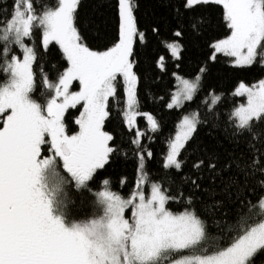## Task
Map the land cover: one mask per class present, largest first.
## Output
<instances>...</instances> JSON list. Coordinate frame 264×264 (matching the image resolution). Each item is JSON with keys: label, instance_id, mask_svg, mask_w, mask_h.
<instances>
[{"label": "snow or ice", "instance_id": "snow-or-ice-1", "mask_svg": "<svg viewBox=\"0 0 264 264\" xmlns=\"http://www.w3.org/2000/svg\"><path fill=\"white\" fill-rule=\"evenodd\" d=\"M178 3L177 15L182 9L183 15L190 14L188 26L193 31L202 23L198 9L221 5L230 35L212 45L214 53L232 57L236 66L264 64V0ZM80 4L81 0H54L50 5L11 0L8 11L0 4V72L6 77L0 81V264H257V257L264 256V79L252 85L241 82L235 90L246 97V103L230 117L233 151L222 161L220 153L203 149L192 164L197 171L206 168L212 184L220 178L222 187L203 189L209 197L206 213L222 202L246 207L249 213L226 238L212 240L191 198L189 207L173 212L167 205L177 197L163 184L152 182L150 193L145 194L143 186L149 177L144 159L151 152L140 154L136 190L127 198L100 177L117 151L105 122L118 83L126 88L124 117L129 127L139 114L135 111L140 77L135 71L134 46L146 36L138 25L137 0H118V42L104 51L92 50L78 27ZM37 29L42 32L43 48L58 44L68 64L55 81L39 67L35 46L26 43ZM151 31L159 33L158 28ZM183 34L173 35L182 38ZM166 47L179 57L183 45L177 40ZM210 58L214 60L215 55ZM158 67L164 69L163 57ZM38 75L46 90L43 104L33 97ZM199 80V76L195 81L182 79V89L168 107L192 100ZM73 81L80 85L77 92L69 90ZM77 105L83 108L75 121L79 131L69 135L65 113ZM148 120L152 130H158L155 118L149 115ZM199 124L198 113L183 116L181 132L169 142L165 169L185 166L181 152ZM143 135L137 132L138 138ZM134 143L139 145V139ZM225 172L232 174L225 177ZM191 183L201 189L195 180ZM257 192L255 201L251 200ZM85 194L94 198L92 203L101 212L76 219L83 213ZM128 210L130 217L125 215Z\"/></svg>", "mask_w": 264, "mask_h": 264}, {"label": "trees", "instance_id": "trees-1", "mask_svg": "<svg viewBox=\"0 0 264 264\" xmlns=\"http://www.w3.org/2000/svg\"><path fill=\"white\" fill-rule=\"evenodd\" d=\"M39 3L50 5L54 0H39ZM137 3L138 25L146 36L145 41L134 46V59L137 65L135 71L140 77L136 90L139 102L137 128H130L125 121V93L120 83L117 96L110 98V116L105 122V130L115 137L117 151L111 156L100 177L108 179L111 189L127 198L136 190L140 173V154L151 152L152 156L145 155L144 159L148 182L163 184L170 195L177 197L170 201L167 207L173 212H181L189 207L187 200L191 198L193 202L191 206L201 213L209 226L210 238L212 240L226 238L240 219L249 213L246 207L229 202H222L214 211L206 213L205 204L209 202V197L203 189H218L222 185L219 177L216 184H212L206 168L197 171L192 164L201 158L203 149L220 153L222 161L226 158V153L233 151L231 133L234 122L230 117L237 106L246 102V97L235 95L234 90L241 82L254 84L263 79L264 64L236 66L232 57L222 53L216 54L214 60L210 58L213 56V43L230 35L221 5H204L198 9L203 13L199 18L202 23L197 31H193L188 26L192 19L191 15H183V9L182 14L177 15L176 9L180 7L178 0H137ZM0 4L3 5L4 11H8L11 0H0ZM78 13L81 35L92 50L104 51L118 42V0H81ZM153 28H158L159 33L152 32ZM176 31H183L182 38L174 37ZM173 40H178L183 45L179 57H174L166 47ZM26 43L35 46L40 57L37 63L50 80L55 81L67 68L68 64L58 44L52 43L47 49L43 48L41 30H35L31 40H26ZM17 53L19 54V51ZM161 57L164 62L163 70L158 67ZM201 69L204 71L201 72ZM35 70L39 72V68ZM199 73H202V79L193 99L179 108H169L176 87V74L193 78ZM5 78V74L0 72V81ZM213 93L218 94L220 100L211 104L209 97ZM33 97L41 104L46 99V90L40 86L39 75L37 90ZM81 111L82 106L77 105L65 113L64 122L68 134L78 130L79 126L75 121ZM193 111L198 112L201 124L198 125L197 132L188 142L186 149L181 152L185 166L181 170L165 169L163 167L165 156L177 124L184 114ZM144 112L156 118L158 130L153 131L150 128L145 115L142 114ZM137 130L144 133L139 139V145L134 143L137 140ZM231 174L225 172L224 176L228 177ZM191 180L200 184L201 189L195 188ZM92 187L98 190L96 184ZM181 192L182 196L179 195ZM258 195L259 192L250 196V199L255 201ZM93 199L85 194L83 213L76 215V219L100 214L101 210L93 205ZM217 199L223 201V197L217 196ZM125 215L130 217L131 210L126 211ZM262 259L264 256L257 257V264Z\"/></svg>", "mask_w": 264, "mask_h": 264}, {"label": "rangeland", "instance_id": "rangeland-1", "mask_svg": "<svg viewBox=\"0 0 264 264\" xmlns=\"http://www.w3.org/2000/svg\"><path fill=\"white\" fill-rule=\"evenodd\" d=\"M227 37H225V38H222V39H226ZM222 39H219V40H222ZM219 40H217V41H215L214 43H213V45L216 43V42H218ZM174 41H177V40H173V41H170L169 43H171V42H174ZM179 42V41H178ZM180 43V42H179ZM29 46H31V45H29ZM169 51H170V49H169ZM171 52V51H170ZM18 54V53H17ZM172 54V53H171ZM216 54H218V53H214V51H213V55H216ZM173 55V54H172ZM174 56V55H173ZM174 57H176V56H174ZM197 76H199L200 77V80H199V85H200V82H201V79H202V73H199ZM197 76H195V77H193V78H187V77H183V76H180V75H178V74H176V87H175V89H174V91H173V94H172V96H171V99H170V102H169V104H171L172 103V100H173V97L176 95V93L177 92H179V91H181V89H182V84H181V80L182 79H187V80H192V81H195V79H196V77ZM264 79V78H263ZM118 80H121V78L120 77H118ZM257 83V82H256ZM120 83H118V85H119ZM121 84H122V82H121ZM255 84V83H254ZM118 85H117V89H118ZM248 85H252V84H248ZM124 87V86H123ZM199 87V86H198ZM237 87H238V85H237ZM236 87V88H237ZM236 88H235V90H236ZM198 89V88H197ZM71 92H77V91H79L80 90V85H79V83L77 82V81H73L72 82V85L70 86V89H69ZM235 90H234V94H235ZM197 91V90H196ZM124 93H125V103H124V112L127 110V93H126V88L124 87ZM196 93V92H195ZM195 93H194V95H195ZM194 95H193V97H194ZM236 95V94H235ZM216 96H219L218 94H215V93H213L210 97H209V102L211 103V104H214V103H216V102H214V98L216 97ZM237 96H239V95H237ZM187 101H189V100H182L181 101V105L183 106L184 105V103L185 102H187ZM246 103V102H245ZM242 104H244V103H242ZM241 105V104H240ZM179 107H181V106H174V107H172V108H179ZM238 107V106H237ZM82 111H83V108H82ZM81 111V112H82ZM135 111H137L138 112V109L136 108L135 109ZM80 112V113H81ZM139 113V112H138ZM193 113H198V112H196V111H193V112H189V113H186V114H184V115H191V114H193ZM142 114H144L145 115V117H146V119H147V121H148V124H149V126H150V128L152 129V127H151V122L148 120V116L149 115H151L153 118H155L152 114H150V113H148V112H144V113H142ZM139 115V114H138ZM137 115V116H138ZM183 115V116H184ZM79 116H80V114H79ZM79 116H78V118L77 119H79ZM137 116L135 117V120H134V126L133 127H130V128H134V127H136L137 128V124H136V118H137ZM183 116L181 117V119L179 120V122H178V124H177V127H176V131H175V133H174V135H173V137H172V139L171 140H173L174 138H175V136L176 135H178L180 132H181V128H180V124H181V121H182V118H183ZM155 120H156V118H155ZM125 121H126V123H127V119L125 118ZM127 125H128V123H127ZM129 126V125H128ZM79 131V127H78V130L76 131V132H78ZM141 132V130H137V132ZM76 132H74V133H72V134H75ZM142 133V132H141ZM72 134H69V135H72ZM137 139H140V137L138 138L137 137ZM170 140V141H171ZM168 150H169V145H168ZM168 152V151H167ZM167 155V154H166ZM166 157V156H165ZM139 176H140V173H139ZM151 183L152 182H148V183H146L144 186H143V191L145 192V194L147 195V194H149L150 193V185H151Z\"/></svg>", "mask_w": 264, "mask_h": 264}]
</instances>
